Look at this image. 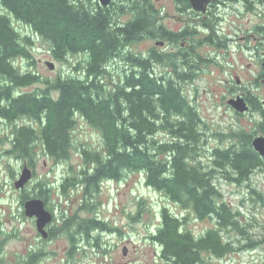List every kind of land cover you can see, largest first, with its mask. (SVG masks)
Returning a JSON list of instances; mask_svg holds the SVG:
<instances>
[{"label": "trees", "instance_id": "trees-1", "mask_svg": "<svg viewBox=\"0 0 264 264\" xmlns=\"http://www.w3.org/2000/svg\"><path fill=\"white\" fill-rule=\"evenodd\" d=\"M176 1L192 8L189 0ZM0 4L46 41L55 59L68 54L85 56L84 64L75 67H79V75L46 79L45 88L37 91H19L18 87L40 80L13 63L18 57L30 58L31 41L21 36L7 13H0V118L14 122L26 117L32 122L13 127L8 153L32 167L38 149L56 163L67 160L74 146L73 130L81 117L99 131L102 146L81 150L84 165L76 177L64 179L62 191L78 185L83 187L84 198H92L103 181L117 180L124 171H138L149 187L187 211L183 216L167 207L160 211V223L150 238L159 246L162 264H199L203 252L220 257L231 251L221 229L232 226L238 231L239 220L222 201L215 179L242 181L257 165L258 154L246 142L239 147L231 142L212 148L211 161L202 163L204 122L178 83L188 77L186 68L198 57L193 45L187 51L181 46L185 52L172 54L166 62L173 66L175 76L153 73V62L166 60L155 50L143 57L129 49L144 36L178 42L184 39L183 33L192 35L194 31L167 29L159 22L153 0H111L107 6L95 0H0ZM126 12L132 17L122 22ZM115 57L129 67L111 89L104 82V70ZM160 133L169 138H160ZM214 135L220 142L232 136L231 132ZM42 184L34 195L45 200L49 189ZM27 198L22 194L21 203ZM253 201L263 202V198L257 195ZM189 214L210 218L214 225L195 235L187 225ZM72 226L86 235L106 227L103 220L88 217L77 222L64 220L60 229L67 232ZM48 231L50 237L56 233L54 228ZM257 244L250 241L246 246ZM37 257V252H31L22 264H36Z\"/></svg>", "mask_w": 264, "mask_h": 264}, {"label": "rangeland", "instance_id": "rangeland-1", "mask_svg": "<svg viewBox=\"0 0 264 264\" xmlns=\"http://www.w3.org/2000/svg\"><path fill=\"white\" fill-rule=\"evenodd\" d=\"M153 5L159 11V22L167 29L178 31L186 28L194 31L193 34L188 33L187 39L173 43L163 38L144 36L131 43L129 49L143 57L155 50L166 60L154 61L153 73L158 76H175L173 66L166 63L169 57L179 51L183 52L185 48L187 51L189 45L194 46L198 57L191 61L192 67L186 68L188 77L178 83L203 119L205 135L201 148L203 153L209 154L212 148L220 145L215 132L227 133L240 126L241 122L245 123L246 118H236L231 109L226 107L225 101L232 93L233 75L254 79L259 71L258 62L264 60V2L217 0L210 6L209 13L201 12L199 15L192 12L193 8L183 7L176 0H153ZM0 13H7L1 4ZM7 14L21 36L26 35L31 41L28 45L30 58L18 57L13 63L20 71L32 72L40 79L31 85L18 87L19 91H37L45 88L43 81L46 79L80 74L79 67H75L84 64L83 54H68L62 60L55 59L46 41L27 24ZM131 17L132 14L126 12L120 20L125 22ZM207 24L212 25L213 29L205 28ZM161 40H167L164 46L156 44V41ZM181 46L184 49H180ZM46 61L53 62L54 68L50 69ZM128 67L121 58H113L104 70L106 85L111 89L115 87ZM254 88L264 98V86ZM29 123L32 122L26 117H20L14 122L0 118V264H22L31 252L38 253L36 264H162L158 255L159 246L150 238L160 223V211L167 207L179 216L187 211L166 198L162 192L149 187L143 173L138 171H124L117 180L103 181L92 198H84L83 187L78 185H68L62 191L64 179L68 175L76 177L84 165L81 150L101 148V135L79 117L73 130L74 146L69 159L56 163L38 149L32 167L25 159L8 153L13 127ZM159 137L169 138L165 133H160ZM204 157L202 154V163L206 164L209 160ZM24 165L30 167L33 174L19 189L14 183ZM42 181V186L49 189L45 205L53 213L47 228H54L56 232L47 238H42L37 232L35 219L24 214L23 203L26 199L21 203L24 193L35 197V192L40 189L38 184ZM259 182L252 185L264 194V187L261 186L264 182ZM215 183L225 202L241 215L238 216L240 230L233 227L221 229L222 238L233 249L220 257L203 252L199 264H264L262 202L252 203L246 199L242 205L239 201L243 194L236 191V185L225 182L223 178L215 179ZM188 216V228L195 235L214 225L210 218L195 220L192 214ZM88 217L103 220L106 227L90 230L88 235L76 231L75 226L67 232L60 229L64 220L77 222ZM249 241L258 244L254 248H247ZM124 246L125 254L122 251Z\"/></svg>", "mask_w": 264, "mask_h": 264}, {"label": "flooded vegetation", "instance_id": "flooded-vegetation-1", "mask_svg": "<svg viewBox=\"0 0 264 264\" xmlns=\"http://www.w3.org/2000/svg\"><path fill=\"white\" fill-rule=\"evenodd\" d=\"M215 1L217 0H211V2L207 5L206 10L203 13H209L210 6L213 5ZM192 12L198 15L201 13L200 11H196L194 9L192 10ZM182 31L184 32L185 28H182L178 31H172V32L177 33V32H182ZM183 34L185 36V33ZM184 36L183 38L187 39V35L185 37ZM165 41L167 40H163V44H158V45L164 46ZM170 43H173V41H170ZM184 45L185 44L183 43L182 46ZM258 68H259V71L254 79H249V78L243 79L240 75L239 76L233 75L234 84H233V87L231 88L232 93L225 101L226 107L228 109H231V111L234 113V116L236 118L242 117V118H246V120L244 124H242L241 122L240 126H237L236 128L231 129L230 132L232 136H230L229 138H226L224 142H220V145L218 146L222 147L232 142L237 147H239L240 143L246 142L258 154L257 165L253 168L251 172H249V174L242 181L240 182H237L235 180L229 181L227 179H224V181L227 183H232L236 185L237 186L236 191L238 193L243 194V196L241 197L239 201L240 204L243 205L244 200L246 199L254 203L253 198L258 195L263 198L262 204L264 206V194L256 186L252 185V183H256V184L260 183L259 180L264 182V155H261L254 148V145H253V142L256 138H261L262 142L264 143V98L261 96L260 93H256L255 88H254L255 86L256 89H260L262 86H264V60H261L258 62ZM237 98H241L243 100L246 106L245 110L239 111L228 103L229 99H237ZM223 133H226V132H223ZM209 152H210L209 154H206L205 152L203 154V156L205 155V157L209 160L208 163L212 159L210 155L212 150ZM216 185L219 189V186L217 183ZM261 186L264 187V183L263 185L261 184ZM244 190H246V192ZM246 195L249 197L247 198ZM221 197H222V201L225 202L223 195ZM226 204L230 207L229 203H226ZM232 212H234L236 216H241L239 213L237 214L236 211L232 210ZM195 220H197V218H195ZM231 227L232 226H227L226 228L228 230ZM49 237H50V234H49Z\"/></svg>", "mask_w": 264, "mask_h": 264}, {"label": "water", "instance_id": "water-1", "mask_svg": "<svg viewBox=\"0 0 264 264\" xmlns=\"http://www.w3.org/2000/svg\"><path fill=\"white\" fill-rule=\"evenodd\" d=\"M101 6H107L111 0H97ZM191 7L200 12L206 10L207 5L211 0H189ZM264 2V0H263ZM156 44H163V41H157ZM46 65L50 68H54V64L51 61H46ZM228 103L239 111L246 109V106L241 98L229 99ZM254 148L261 154L264 155V143L261 138H256L253 142ZM33 171L27 165L23 166L19 178L15 181V187L21 189L27 181L32 177ZM23 211L27 217L35 219V225L37 232L42 238H47L49 232L47 226L53 219V213L47 209L45 201L39 197H30L23 203ZM123 254L126 253V246L123 247Z\"/></svg>", "mask_w": 264, "mask_h": 264}]
</instances>
